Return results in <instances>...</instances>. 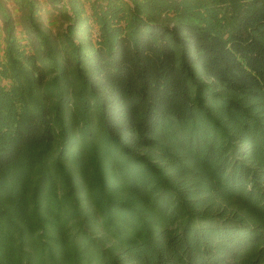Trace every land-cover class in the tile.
<instances>
[{
	"label": "trees",
	"instance_id": "obj_1",
	"mask_svg": "<svg viewBox=\"0 0 264 264\" xmlns=\"http://www.w3.org/2000/svg\"><path fill=\"white\" fill-rule=\"evenodd\" d=\"M0 264H264V0H0Z\"/></svg>",
	"mask_w": 264,
	"mask_h": 264
},
{
	"label": "rangeland",
	"instance_id": "obj_2",
	"mask_svg": "<svg viewBox=\"0 0 264 264\" xmlns=\"http://www.w3.org/2000/svg\"><path fill=\"white\" fill-rule=\"evenodd\" d=\"M40 1H42V2H45L46 0H40ZM13 10L15 9V7L13 6V8H12ZM51 14V12H47L46 13V16H49Z\"/></svg>",
	"mask_w": 264,
	"mask_h": 264
}]
</instances>
